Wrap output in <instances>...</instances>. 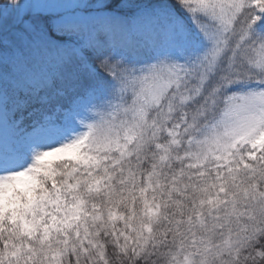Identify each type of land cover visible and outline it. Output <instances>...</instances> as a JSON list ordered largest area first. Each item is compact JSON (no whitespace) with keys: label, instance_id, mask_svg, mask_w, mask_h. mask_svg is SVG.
<instances>
[{"label":"trees","instance_id":"16d2710c","mask_svg":"<svg viewBox=\"0 0 264 264\" xmlns=\"http://www.w3.org/2000/svg\"><path fill=\"white\" fill-rule=\"evenodd\" d=\"M11 1L15 3H4ZM104 8L118 18L97 22L89 39L75 27L57 29L49 15H38L35 31L45 34L48 55L35 45L31 28L21 49L28 63L0 60V85L10 116L41 106L45 111L51 105L73 106L76 99L99 96L103 86H124L127 63L147 62L154 55L150 39L157 49L172 48L178 64L181 56L187 58L189 75L183 84L195 87L166 103L178 113L204 122L221 110L229 88L246 82L243 59L232 52L223 57L215 49L203 11L191 1L106 0ZM251 12L264 35V0ZM186 17L196 26L200 45ZM179 26L193 34H187L189 47L180 41L182 31L176 33ZM257 46L246 58L256 55ZM78 48L85 59L76 57ZM216 53L217 64L210 69ZM13 57L12 52L6 55ZM20 66L27 67L23 73ZM232 66L237 74L229 72ZM197 80L206 81L205 87ZM130 99L131 91L123 93L122 113ZM95 139L78 160L34 170L33 193L14 197L16 219L8 211L0 215V264H264V152L252 159L247 151L233 148L231 163L213 171L177 160L162 162L148 153L157 142L141 155L132 148L133 155L113 154L111 160L106 151L112 138ZM140 142L145 143L144 137ZM24 216L31 220L24 223Z\"/></svg>","mask_w":264,"mask_h":264},{"label":"rangeland","instance_id":"374dc122","mask_svg":"<svg viewBox=\"0 0 264 264\" xmlns=\"http://www.w3.org/2000/svg\"><path fill=\"white\" fill-rule=\"evenodd\" d=\"M189 1L208 17V37L215 49L221 50L223 57L232 52L235 59H243L241 67L247 80L229 88L222 110L208 121L205 117L204 123L197 115L192 117L188 112L178 113L166 107L171 96L178 94L174 97L180 99L195 87V83L183 84L189 75L187 58L181 56L182 63L178 64L173 49L166 46L154 52L150 61L127 63L130 64L129 78L124 86L110 90L103 86L99 96L76 99L73 109L59 108L57 114L46 116L43 122H34L32 129L20 127L19 122L13 125L7 120L5 96L0 87V215L8 211L14 218L13 196L32 194L35 186L29 171L32 164L76 161L88 150L94 136L97 142L104 141L106 136H109L108 140L112 138L111 147L106 151L111 160L113 154L133 155L130 153L132 148L141 155L151 142H157V146L148 153L162 162L171 157L181 159V163H199L210 168H219L227 162L226 156L218 161L222 154L220 144L245 149L252 159L259 156L260 150L264 151V35L256 27L257 19L251 12L260 6L261 0ZM105 4L106 0H15L10 4L1 0L0 60L8 61V48H13L14 60L24 63L21 49L30 38L26 32L31 33V28L35 31L39 13L53 15L58 27L74 26L81 30L83 39H89L90 26L118 18L104 8ZM7 31L8 36L2 34ZM44 37L45 34L36 32L34 41L38 48L46 47L43 52L46 54L48 46ZM180 41L184 43L183 34ZM149 42L156 50L154 40ZM255 43H258L256 55L246 58L247 51ZM194 55L190 56L196 58ZM76 57H85L80 48L76 49ZM218 57L216 53L210 69L217 64ZM26 68L20 66L17 70L23 73ZM229 72L237 74L233 66ZM197 82L200 87L207 83ZM129 91L131 102L122 113L123 93ZM162 135L176 140L173 146L169 144L171 148L159 142ZM140 136L144 137L145 143L137 144ZM26 205L29 203H25L24 211ZM28 209L31 211L34 207ZM31 229L32 225H28V230ZM47 233L48 230L41 232V238H47Z\"/></svg>","mask_w":264,"mask_h":264}]
</instances>
